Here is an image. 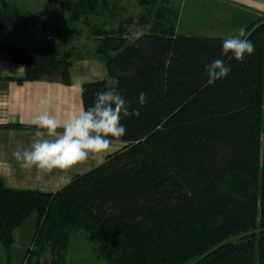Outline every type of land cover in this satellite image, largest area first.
Segmentation results:
<instances>
[{"label": "trees", "instance_id": "16d2710c", "mask_svg": "<svg viewBox=\"0 0 264 264\" xmlns=\"http://www.w3.org/2000/svg\"><path fill=\"white\" fill-rule=\"evenodd\" d=\"M123 1L72 0L65 22L0 4V55L24 67L19 83L70 86L71 66L84 58L73 42L87 28L108 77L118 76L129 109L140 112L121 121L126 134L114 142L124 148L56 193L11 189L0 178L5 264L33 215L25 264H67L76 231L94 237L107 264H264V17L245 28L255 51L240 62L224 54L223 38L180 34L171 0H134V14L108 27L130 10ZM135 25L146 31L131 39ZM215 59L231 72L208 85L205 65ZM82 88L86 110L106 78Z\"/></svg>", "mask_w": 264, "mask_h": 264}, {"label": "crops", "instance_id": "0c3cea01", "mask_svg": "<svg viewBox=\"0 0 264 264\" xmlns=\"http://www.w3.org/2000/svg\"><path fill=\"white\" fill-rule=\"evenodd\" d=\"M195 1L201 2L202 5L204 3L202 10L205 13L211 14L208 9L219 10L220 17L227 24L232 22L230 20L236 19L233 17L235 14V16L244 19V23L249 24L253 20L256 21L264 17V0ZM204 6L208 8L205 9ZM31 7L32 5L22 9L19 6L21 11L27 9L28 12L32 13L36 10L37 18L50 16L49 10L42 11L41 7L34 6L32 11ZM229 11L233 14H229ZM58 14L56 13V16ZM224 22L223 24H225ZM70 71V86L65 85L60 80L52 79L19 83L17 79L25 76L24 67L14 63L7 55H0V126H24V128L17 129H0V178L4 180L8 188L56 193L70 184L75 177L87 174L103 164L109 155L125 147L124 143L113 142L110 150L106 153L90 154L88 159L69 168H57L51 171L38 169L35 166L31 168L21 167V163L13 156V152L18 148H30L31 144L39 139L35 135L38 129L33 128L36 126L32 124V120L39 114L40 96L47 95L51 98L49 114L63 123L84 109L82 86L86 83L105 79L109 75L106 61L96 54L75 61ZM58 131H62V129ZM45 138L49 137L45 136ZM29 233L30 230H27L28 236ZM22 237L21 233L18 239L21 240ZM20 249L24 250V248ZM3 251L0 246V253Z\"/></svg>", "mask_w": 264, "mask_h": 264}, {"label": "clouds", "instance_id": "9594fccd", "mask_svg": "<svg viewBox=\"0 0 264 264\" xmlns=\"http://www.w3.org/2000/svg\"><path fill=\"white\" fill-rule=\"evenodd\" d=\"M222 48L225 55L230 53L232 58L240 62L255 51L243 27L236 35L224 39ZM205 72L207 84L214 85L227 78L231 68L223 60L215 59L205 65ZM106 89L96 93L92 106L86 110L81 109L78 115L63 123L49 114L51 98L47 95L40 96V111L32 120V124L38 129L35 135L39 139L30 148H18L13 152L21 167L35 166L46 171L66 169L88 159L90 154L108 152L114 140L126 134L127 129L121 122L122 119L139 117L140 112L138 109H129L119 90L118 76L106 78ZM138 102L141 106L146 102L143 92L140 93Z\"/></svg>", "mask_w": 264, "mask_h": 264}, {"label": "rangeland", "instance_id": "374dc122", "mask_svg": "<svg viewBox=\"0 0 264 264\" xmlns=\"http://www.w3.org/2000/svg\"><path fill=\"white\" fill-rule=\"evenodd\" d=\"M72 0H0V4L3 5L6 2L16 3L22 9L25 7H29L32 5L39 6L42 11L49 10V15L56 16V13H59L58 20L60 22H65L66 16L69 13V6ZM173 1V0H172ZM175 6H177L180 10V20L178 23V31L180 34L188 35V36H198V37H220L223 39H227L236 35L240 28H247L249 23H244V19L233 15L236 19L230 20L229 24L224 22L220 17V11L217 9H208V11L216 16H212L211 14L205 13L202 10V3L197 2L195 0H174L172 2ZM126 9V17L125 13H121L123 15L122 19L116 17L112 20V18H108V27L113 26L115 23V27H117L120 22L119 20H124L128 17V15L134 14V6L136 4L134 0H127L121 3ZM31 10L33 11V8ZM204 8H208L204 6ZM27 14L35 15L36 10L32 13L26 10H22ZM121 11V10H120ZM224 13V12H223ZM233 12L229 11V14ZM48 15V14H47ZM93 19V18H92ZM91 19V20H92ZM95 22H101L102 20L99 18H94ZM117 20V21H116ZM228 20V19H227ZM243 20V21H242ZM121 21V22H122ZM253 20L252 22H254ZM223 22L225 24H223ZM113 24V25H112ZM81 27V26H80ZM244 28V29H245ZM84 32L79 38L73 42L76 47V56L78 57H90L95 56V47L97 42L89 37V33L87 28H83ZM131 33V39L139 36L146 30H142L143 28L135 25L134 27H129ZM76 38V37H74ZM37 224V216L33 215L30 217L23 225H21L15 231V242L12 249V263L13 264H25V259L27 257V252L33 248V236L34 231L36 229ZM27 230H30L29 236L26 234ZM22 233L23 237L18 239V236ZM245 235L239 236L232 240V242H238L240 239L244 238ZM20 248H24L20 249ZM4 252V251H3ZM0 253V264H5L7 262V255L5 253ZM27 260V259H26ZM52 260V256L50 251H48L44 256V262L49 263ZM67 264H107L104 259H102L99 255V251L97 248V242L92 235L86 234L83 231H76L71 235L70 247L68 252Z\"/></svg>", "mask_w": 264, "mask_h": 264}]
</instances>
